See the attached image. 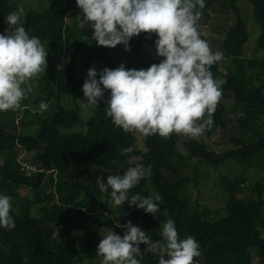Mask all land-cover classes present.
I'll return each instance as SVG.
<instances>
[{"label":"trees","instance_id":"obj_1","mask_svg":"<svg viewBox=\"0 0 264 264\" xmlns=\"http://www.w3.org/2000/svg\"><path fill=\"white\" fill-rule=\"evenodd\" d=\"M48 3L49 8L44 12L25 11L23 23L29 35L38 37L48 52L45 73L40 74L38 97L30 103L23 100L17 111L0 112V194L11 196L10 216L16 225L11 229L0 227V264H101L102 258L96 254L101 230L112 229L122 237L127 229L116 226L128 221L151 239L157 233L149 222L154 216L135 205L130 207L127 201L121 207L114 206L118 222L105 212L86 211L88 204L100 196L97 176H92L88 168L108 170L116 175L118 164L133 167L135 159L138 165H151L152 173L141 179L129 191V196L149 197L151 189L162 197V202H158L159 211L175 222L179 238L191 235L199 243L201 255L195 258L196 264H254L251 249L257 250V260L264 264V186L250 185V192L257 194L256 199L243 198L239 193L240 186L248 182L249 172L255 170V164L264 161V56L260 60L244 56L242 49L249 34L243 21L230 26L221 43L223 59L213 64L210 71L214 79L225 81L222 96L230 94L238 104L232 113L236 123L258 141L245 145L231 138L235 148L216 154L192 138L172 134L165 139L154 134L144 136L142 149L137 143V132H124L112 123L104 102L87 108L93 116L86 120L85 133H61L60 128L78 123L79 109H66L60 101L63 95L73 96L75 100L82 97L81 83L76 76L82 49L87 52L84 61L110 65L112 69L121 64L126 70L147 69L163 59L156 55V34L141 33L131 38L129 51L122 44L114 48L98 46L92 39L91 27H78L82 13L75 0H48ZM236 3V0H205L204 14L208 15L216 5L236 12ZM248 3L259 28L255 44L264 54V0H248ZM16 11L10 0H0V34L8 27L7 15ZM69 15L71 22L66 20ZM200 31L201 38L207 40L201 28ZM66 41L73 47V54L67 59L62 57ZM41 101L48 105L56 102V110L41 117ZM226 108L220 100L213 125L202 134L206 139L217 131H227ZM178 144L187 153V156L181 154V161L192 159L214 168L232 161L239 166L240 171L234 173V178L221 179L226 195L224 215L223 211H216L214 219H209L205 208L192 207L189 198L184 196L188 181L182 180L173 158ZM129 146L135 150L121 155V149ZM37 150L32 161L26 158ZM25 161L36 167L29 176L20 169ZM163 169L174 174V183L164 177ZM74 171L94 189L88 190L74 176ZM45 178L47 186L43 183ZM22 187L33 191V195L21 196L18 189ZM110 193L111 189L105 192V199L113 204ZM74 230L81 234L79 246ZM145 248V244L139 245L141 253L136 258L141 264H158L160 254L146 252Z\"/></svg>","mask_w":264,"mask_h":264},{"label":"clouds","instance_id":"obj_2","mask_svg":"<svg viewBox=\"0 0 264 264\" xmlns=\"http://www.w3.org/2000/svg\"><path fill=\"white\" fill-rule=\"evenodd\" d=\"M81 10L78 27H91L92 39L98 46L114 48L124 45L129 51L131 38L141 33H155V50L163 59L147 69H115L94 67L87 70L82 85L86 102L82 108H95L109 90L106 115L124 132H137L148 137L154 134L165 139L172 134L196 138L213 125V115L222 98V79H214L213 64L223 59L222 52H213L202 39L198 20L205 0H75ZM25 9L6 17L4 34H0V112L17 111L47 67L48 52L38 37L30 36L23 26ZM99 76V79H97ZM48 104L41 101L39 110ZM134 146L121 149L128 155ZM152 173L151 165L129 167L123 174L108 175L106 182L96 178L100 192L111 189L115 207L126 201L154 217L162 197L129 196L139 181ZM11 196L0 194V227L14 228L10 216ZM121 237L109 229L96 246L101 264H141L140 244L144 251L160 254L158 264H196L200 245L191 235L180 239L175 222L168 219L162 225L164 243L151 241L149 235L128 221ZM165 256L167 258H165Z\"/></svg>","mask_w":264,"mask_h":264},{"label":"rangeland","instance_id":"obj_3","mask_svg":"<svg viewBox=\"0 0 264 264\" xmlns=\"http://www.w3.org/2000/svg\"><path fill=\"white\" fill-rule=\"evenodd\" d=\"M236 2L238 8L236 12H234L231 8L224 9L219 5L214 6L213 11H210L208 15H205L204 10L200 9V12L202 14L198 20V24L202 29V32L206 36V39L210 43L212 51L222 52L221 43L225 39L230 26L235 25L239 21H243L247 28L249 38L243 46L242 52L244 53V56H247L254 60H260L264 56V54L256 47L255 44V40L259 35V28L252 19L251 5L248 3V0H236ZM10 3H12L16 9L18 5L22 4L25 11L34 10L38 12H44L49 8L48 0H10ZM66 20L67 22H71V15L67 16ZM72 54L73 47L66 41L64 50L62 52V57L67 59L70 58ZM86 54L87 52L84 49L80 51L78 56L79 63L76 68V76L80 80L81 87L84 83V80L86 79L87 70L90 67H94L98 73L105 67L112 69L110 65L103 66L94 61H84V59L86 58ZM220 70L224 72L223 67H220ZM97 79H99V76H97ZM33 84L34 86L32 88V91L28 94L27 99L24 100L27 103L32 102L35 98L38 97V87L41 84V79H34ZM81 92L82 97L80 99L75 100L73 96L67 95H63L61 98L60 104L64 108L73 109L77 107L79 109L78 123L70 128H60L59 130L63 134L85 133L87 130L86 120L93 116V112L91 110H88L87 108L81 107L82 102H86L83 91ZM109 95V90H104V97L98 102H104L106 104ZM221 102L227 107L225 112V121L228 126L227 131L224 133L217 131L209 139H206L203 135L192 139L196 140L200 144H204L216 154H222L235 148L230 142L231 138L239 139L245 145L255 144L258 141L256 136H254L249 131L239 127V125L232 117V113L239 107L238 104L235 103L232 95H223L221 98ZM56 104L57 103L54 101L51 102L48 105L47 110L41 112L40 116L44 117L54 112L56 110ZM262 123L264 124V120L262 121ZM137 135V143L143 149L144 136L140 133H137ZM177 146L178 150L173 156L174 166L180 171L179 174L181 175L182 180L188 181L187 187L184 191V196L189 198L192 207L201 205L203 208H205L209 213V219H214V212L216 211H223L221 214L224 215L226 195L221 187V179L223 177L234 178V173L240 171L239 166L232 161H227L224 165H219L215 168L212 166L209 167L207 163L200 164L192 159L190 160V162H186L185 160L181 161V154L187 156V153L181 144H178ZM37 152L38 150L33 154L26 155V158L32 161V156L37 154ZM136 165H138V159H135L134 161L133 166ZM63 166L67 167L66 165ZM117 166V174H123V172H125L130 167L123 164H118ZM88 169L92 176L102 177V180L104 182H106L108 175H112V172L108 170H102L94 167H89ZM162 174L170 183L175 182V176L172 172L163 169ZM74 176L78 180H80L88 188V190L92 191L94 189L93 185L85 180L81 175H79V173H76L74 171ZM43 183L45 186H47V178H45ZM254 183H260L262 186H264V161L255 164V170L249 172L248 182L243 184V186H240L239 193L243 198L251 196L252 198L256 199L257 194L251 193L249 189L250 185ZM18 191L21 196L28 195L29 197H31L33 195V191L23 187L19 188ZM98 192H100L99 189ZM154 194H156V192H153L150 189V196ZM262 196H264V192L262 193ZM86 211L88 213L105 212L113 219L114 222H118V218L114 213L115 207L111 202L106 201L105 192H100L98 200L96 202L88 204ZM167 220L168 219L166 213L163 211H158L156 216L152 217L149 221L151 227L157 231L156 234L151 235V240L153 242L157 241L161 244L164 243L161 232L162 225L163 223L167 222ZM106 233L107 231L105 229H102L100 238L102 239V236ZM73 235L76 239L77 246H79L81 234L74 230ZM251 253L253 255L254 264H259L257 260V250L251 249Z\"/></svg>","mask_w":264,"mask_h":264},{"label":"built area","instance_id":"obj_4","mask_svg":"<svg viewBox=\"0 0 264 264\" xmlns=\"http://www.w3.org/2000/svg\"><path fill=\"white\" fill-rule=\"evenodd\" d=\"M20 169L21 171L26 173L27 176H29L31 173H34L36 171V167L29 161L22 162Z\"/></svg>","mask_w":264,"mask_h":264}]
</instances>
